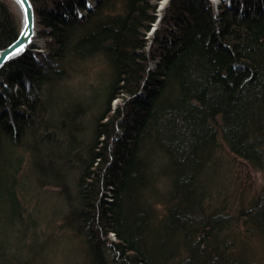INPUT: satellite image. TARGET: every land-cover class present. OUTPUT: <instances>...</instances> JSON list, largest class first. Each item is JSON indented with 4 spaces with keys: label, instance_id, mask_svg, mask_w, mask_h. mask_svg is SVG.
I'll list each match as a JSON object with an SVG mask.
<instances>
[{
    "label": "trees",
    "instance_id": "16d2710c",
    "mask_svg": "<svg viewBox=\"0 0 264 264\" xmlns=\"http://www.w3.org/2000/svg\"><path fill=\"white\" fill-rule=\"evenodd\" d=\"M159 1L98 0L79 17L85 0H31L46 45L0 69V211L24 240L20 147L41 184L64 191V170L77 162L61 222L81 233L84 264H250L220 235L229 216L223 204L210 209L209 180L220 141L264 170V0H169L147 37ZM18 32L0 0V48ZM95 57L107 72L84 140L90 105L63 81ZM159 178L169 187L160 218ZM238 216L264 240V188ZM1 233L0 259L10 264Z\"/></svg>",
    "mask_w": 264,
    "mask_h": 264
},
{
    "label": "rangeland",
    "instance_id": "374dc122",
    "mask_svg": "<svg viewBox=\"0 0 264 264\" xmlns=\"http://www.w3.org/2000/svg\"><path fill=\"white\" fill-rule=\"evenodd\" d=\"M3 1L16 16L20 28L21 12L18 5L14 0ZM97 1L90 0L91 4L95 2V5ZM168 1L161 0L157 3L156 21L147 32V37L156 30ZM211 1L216 4L219 0ZM87 12V8L83 9L84 14ZM40 26L35 17V36L31 45L37 52H42L46 45V38L40 34ZM75 65V69H69L67 79L63 81V87L68 95L90 105L80 121L82 125L80 136L87 140L91 134L94 116L98 113L101 103V98L96 101L94 95L101 88V78L104 77V75L101 77V74L107 72V67L99 57ZM102 92H105L103 88ZM117 102L113 100L112 107ZM220 144L216 151V166L210 173L213 175L212 181L209 180L210 209L219 208L221 204L225 207L224 213L229 216V221L227 228L222 230L220 235L225 238L224 242L229 250L233 251L236 257L250 264H263V237L258 229H247L244 219L238 216V213L240 208L247 206L252 197L264 188V170L253 168L249 163L230 152L221 141ZM16 152L22 155L21 165L16 174L19 185L17 195L26 209L24 216L26 217L29 213L31 222L30 218H25V222H29H27L24 240H22L21 232L17 231L21 227L9 224L5 216L7 213L0 211V231L2 237L8 238L9 244H6L8 248L5 251L9 256L10 264H84L86 247L81 233L66 228L67 226L65 227L61 222V217L69 208V198L75 193L74 185L79 173L77 162L71 161L64 170L67 181L64 191L54 184H41L37 172L32 168L29 155L20 147ZM165 184V179L159 178L158 198L153 203L154 208L158 210V218L161 217L167 205L166 193L169 187ZM0 264H3L1 259Z\"/></svg>",
    "mask_w": 264,
    "mask_h": 264
},
{
    "label": "water",
    "instance_id": "95a60500",
    "mask_svg": "<svg viewBox=\"0 0 264 264\" xmlns=\"http://www.w3.org/2000/svg\"><path fill=\"white\" fill-rule=\"evenodd\" d=\"M21 12V25L17 37L0 48V69L9 60L19 56L35 36V14L31 0H14Z\"/></svg>",
    "mask_w": 264,
    "mask_h": 264
},
{
    "label": "bare ground",
    "instance_id": "6f19581e",
    "mask_svg": "<svg viewBox=\"0 0 264 264\" xmlns=\"http://www.w3.org/2000/svg\"><path fill=\"white\" fill-rule=\"evenodd\" d=\"M86 1V8H87V10L88 9H92L91 7H94L93 5H95V2H92V4H91V2H90V0H85ZM92 5V6H91ZM34 8V7H33ZM35 14V13H34ZM82 15H84V13H83V10H80L79 11V17L80 16H82ZM160 21V20H159ZM33 42V41H32ZM32 42L27 46V48L24 50V52L31 46V44H32Z\"/></svg>",
    "mask_w": 264,
    "mask_h": 264
}]
</instances>
